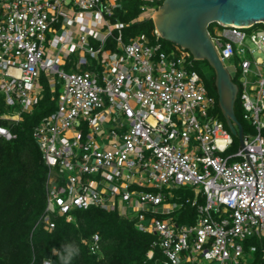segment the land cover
<instances>
[{"label": "built area", "instance_id": "obj_1", "mask_svg": "<svg viewBox=\"0 0 264 264\" xmlns=\"http://www.w3.org/2000/svg\"><path fill=\"white\" fill-rule=\"evenodd\" d=\"M118 7L0 0V95L17 108L0 117L29 112L42 78L57 90L56 108L32 129L47 168L42 221L52 228V213L90 205L117 210L155 236L163 264H242L255 250L245 239L264 238V58L244 55L246 39L264 55V27L216 22L210 36L222 62L238 59L236 96L253 128L231 148L236 136L214 112L188 50L174 44L166 53L143 35L122 41L124 24L110 20ZM0 137L15 135L0 126ZM178 186L202 197L191 201L194 224L173 219Z\"/></svg>", "mask_w": 264, "mask_h": 264}, {"label": "trees", "instance_id": "obj_2", "mask_svg": "<svg viewBox=\"0 0 264 264\" xmlns=\"http://www.w3.org/2000/svg\"><path fill=\"white\" fill-rule=\"evenodd\" d=\"M118 2L120 7L113 10L110 20L124 24L120 30L122 41L129 42L143 35L148 43H159L166 53L173 49L174 43L156 35L153 21L147 15L149 11L156 10L162 0ZM109 46L112 47V44ZM200 61L211 72L204 78L196 71L207 94L215 101L214 112L226 127L217 105L214 72L206 60ZM41 83L38 101L29 112H20V118L16 121L0 117V126L7 127L15 135L9 140L0 137V264H42L45 259L60 264L58 257L52 254V249H61L62 245L71 243L79 247V255L71 264H163L159 249L151 246L155 236L139 231L135 227L134 218L124 217L117 210H103L90 205L86 209H73L66 214L52 213V228L42 221L46 203L47 168L32 137V129L56 108L57 90L51 92L44 78ZM235 84L238 85V82ZM16 111L17 108L7 106L0 95V114L13 115ZM242 114L238 98L237 105L234 103V115L245 134L253 128ZM235 146L236 137L233 138L231 148ZM172 191L173 197L169 200L179 204L173 212L175 223L194 224L197 212L191 201L195 198L201 202V195L186 186H178ZM94 234L98 235V246L93 249ZM251 245L255 246V250L245 254V257L248 255L250 258L242 264H264V238H246L244 248L247 250ZM150 250L152 255L148 257Z\"/></svg>", "mask_w": 264, "mask_h": 264}, {"label": "water", "instance_id": "obj_3", "mask_svg": "<svg viewBox=\"0 0 264 264\" xmlns=\"http://www.w3.org/2000/svg\"><path fill=\"white\" fill-rule=\"evenodd\" d=\"M155 32L191 54L194 60H206L214 72L217 105L229 132L242 145V127L234 115L237 85L211 41L208 25L264 24V0H162L149 16Z\"/></svg>", "mask_w": 264, "mask_h": 264}, {"label": "rangeland", "instance_id": "obj_4", "mask_svg": "<svg viewBox=\"0 0 264 264\" xmlns=\"http://www.w3.org/2000/svg\"><path fill=\"white\" fill-rule=\"evenodd\" d=\"M154 11V10H153ZM153 11H149V14L148 17L153 13ZM216 22H213L211 24V26L208 27V31H209V36L213 37V29L216 27ZM264 25L261 24V23H258V24H255V26L253 27V29H259V28H263ZM244 46H245V51H244V55L247 59H249L250 61H253L255 60L257 57H261V58H264V55L262 53H258L256 50H255V46L250 42L248 41L247 39L245 40V43H244ZM250 50H253V52H250ZM224 62V65L230 75V77L233 79L234 78V82H239L240 81V72H239V62H238V59L235 57V56H232L231 58L229 59H226L223 61ZM192 67L197 70L198 72L201 73V75L204 77V78H207L211 72L210 68L203 64L200 60H196L194 62H192ZM238 103V97L236 96V101H235V104L237 105ZM264 136V134H263ZM235 160V159H233ZM232 161V160H231ZM246 260H248L250 257L247 255V257H245ZM204 261L201 260L200 263H203Z\"/></svg>", "mask_w": 264, "mask_h": 264}, {"label": "clouds", "instance_id": "obj_5", "mask_svg": "<svg viewBox=\"0 0 264 264\" xmlns=\"http://www.w3.org/2000/svg\"><path fill=\"white\" fill-rule=\"evenodd\" d=\"M52 254L58 257L60 264H71V261L79 255V247L75 243L64 244L61 249H52ZM44 264H54V262L45 259Z\"/></svg>", "mask_w": 264, "mask_h": 264}]
</instances>
